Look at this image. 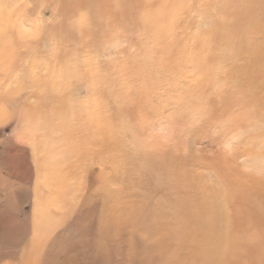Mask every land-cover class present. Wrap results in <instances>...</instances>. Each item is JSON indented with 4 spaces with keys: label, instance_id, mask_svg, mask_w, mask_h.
Returning a JSON list of instances; mask_svg holds the SVG:
<instances>
[{
    "label": "rangeland",
    "instance_id": "rangeland-1",
    "mask_svg": "<svg viewBox=\"0 0 264 264\" xmlns=\"http://www.w3.org/2000/svg\"><path fill=\"white\" fill-rule=\"evenodd\" d=\"M2 149L20 257L264 264V0H0Z\"/></svg>",
    "mask_w": 264,
    "mask_h": 264
},
{
    "label": "bare ground",
    "instance_id": "bare-ground-1",
    "mask_svg": "<svg viewBox=\"0 0 264 264\" xmlns=\"http://www.w3.org/2000/svg\"><path fill=\"white\" fill-rule=\"evenodd\" d=\"M63 220L64 219H61L59 221ZM109 221L110 220H108L105 225H111V223L114 224V222ZM0 223L2 225L0 229V245H2L0 246V264H54V258L56 257V259H59L58 249L64 248V244L62 243L64 239L62 241L60 239H56L53 240V244H48V239L46 237H41L40 234H38L28 242L27 246L22 250L23 253L20 257L18 253L19 250L17 249L21 247V245H19V241L22 243L24 241L25 235L23 231L19 230V223L16 222L15 219H10V221L1 220ZM53 225H58V221L56 220L45 223L43 219H36V226L38 230L35 229V231L37 232L44 230V233H46L49 231V229H52ZM55 242L58 244L57 248ZM166 250L167 245H165V243L161 240H158L148 250V252L150 251L151 254L157 253L159 260L162 261L164 259L163 257ZM129 252L131 251L129 250ZM130 254L132 258L133 251ZM61 257H63L62 260H68V258H65L64 255ZM3 260L7 261H4L3 263ZM153 261L154 260L152 259L151 255L143 264H152ZM57 262L55 263L57 264ZM131 264L138 263L137 261L131 259Z\"/></svg>",
    "mask_w": 264,
    "mask_h": 264
},
{
    "label": "crops",
    "instance_id": "crops-1",
    "mask_svg": "<svg viewBox=\"0 0 264 264\" xmlns=\"http://www.w3.org/2000/svg\"><path fill=\"white\" fill-rule=\"evenodd\" d=\"M4 152L6 151L2 149L1 154H0V168L6 167L7 170H9V173L7 174V173H3L2 170L0 171V193L3 192V195L11 196V195L16 194V189H18L16 188V183L13 184V182H16L19 180V174L22 172L16 168L24 165L25 162H24L23 157L26 155H24V151L21 152V149L16 150L15 152L11 150V153H13L11 155L4 154ZM11 159H12L13 165L10 167L9 162H11ZM35 165L36 163H33L34 167ZM39 177L40 175L38 176V178Z\"/></svg>",
    "mask_w": 264,
    "mask_h": 264
}]
</instances>
